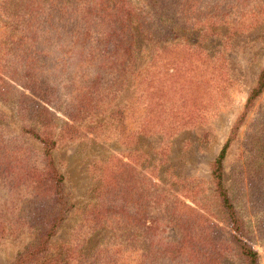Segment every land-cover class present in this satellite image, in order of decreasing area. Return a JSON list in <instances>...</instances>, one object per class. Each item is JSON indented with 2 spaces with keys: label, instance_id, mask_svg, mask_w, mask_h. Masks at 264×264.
<instances>
[{
  "label": "rangeland",
  "instance_id": "rangeland-1",
  "mask_svg": "<svg viewBox=\"0 0 264 264\" xmlns=\"http://www.w3.org/2000/svg\"><path fill=\"white\" fill-rule=\"evenodd\" d=\"M13 1L0 0V264H16L56 214L37 179L42 125L75 208L29 260L70 241L82 264H247L244 242L264 264V88L250 99L264 0H70L49 15L59 2ZM31 8L24 43L11 16ZM226 141L233 216L212 174ZM103 174L119 231L78 238Z\"/></svg>",
  "mask_w": 264,
  "mask_h": 264
},
{
  "label": "trees",
  "instance_id": "trees-1",
  "mask_svg": "<svg viewBox=\"0 0 264 264\" xmlns=\"http://www.w3.org/2000/svg\"><path fill=\"white\" fill-rule=\"evenodd\" d=\"M43 4L47 1L51 2H59V5H53L54 7H51L50 11L46 14H50L51 10L65 13L67 11V5L70 3V0H40ZM40 2V3H41ZM9 7L12 5H15L16 2L13 0H9L8 2ZM41 8V6H40ZM39 8V9H40ZM37 9L31 8L29 12H21V13H14L13 16H11L12 20L17 26V29L19 31H23L21 40L24 41V43L27 42H35V35H31L32 31L34 30V25L37 22L35 19V15H33V12H35ZM20 10H17L19 12ZM45 12V11H44ZM173 28V27H172ZM161 31H164L163 28ZM162 39V38H159ZM160 51V50H159ZM155 57L162 58L161 55H155ZM147 78V77H144ZM264 88V74L261 73L257 80V85L252 90V93L250 95V99L255 98L257 95H259ZM40 130H42L41 134L43 137L37 136L40 138L41 142L43 143V156L42 159V173L41 171L37 174L38 182L42 184L43 193L49 194L53 197V200L57 206L56 208V214L52 221L51 227L49 231H43L39 235L37 241L32 244V246L27 250L25 253H22V255L19 256L17 259L16 264H37L34 262V260H29L30 256L35 255V253H38L42 250V248H45L48 246V244H52L49 241V237L52 235V231L55 230L57 227L61 226L65 219H67V216L72 213L75 206L71 202L69 194L66 192V185H65V176L59 171V168L57 167V164L52 156V151L57 144L56 139H53L54 136L47 131L48 127L47 125H42L40 127ZM229 145V142L226 141L221 148L218 156L216 157L214 161V166L212 169L213 177L216 181V189L217 192L224 204V206L228 209V212L232 214V205L230 202V199L227 195V192L225 188L222 185V164L223 159L226 153V149ZM97 182H98V194H97V200L95 203H93L90 207L84 208L80 210L79 214L81 217L79 218L78 225L76 227H73V232H78L77 237L79 238L82 233H95L97 231H103L105 229H109L112 231H119L117 227V221L115 220V217L117 216V211L120 209L119 206H116L115 199L109 198L106 194L108 190H112L114 187L113 178L111 176L103 174L102 176H97ZM88 205V204H87ZM86 205V206H87ZM76 210V209H75ZM82 229L83 232H82ZM121 240V238H119ZM123 241L118 242L115 245L122 244ZM57 246V245H56ZM80 242L77 244H65L62 243L56 247L57 254L55 257H49L46 258L44 261L39 262L40 264H59L60 262H65L66 259H64V255H62L64 252L68 253V262L71 264H82V256L78 253V251L82 252L83 244H81V248H79ZM121 247V246H120ZM133 247L129 244V248ZM240 249L242 254L245 256L247 260V264H258V256L256 250H254L252 247L247 245L246 243L242 242L240 244ZM80 250H79V249ZM78 249V251L76 250ZM126 249V248H125ZM124 248H118L117 250L119 252L125 251ZM138 250L141 252V255L144 256V248L139 246ZM134 252V248L132 249ZM35 259V258H34ZM97 259H103L102 264H117V259L112 260L109 259V256H102L95 257V260ZM73 262V263H72Z\"/></svg>",
  "mask_w": 264,
  "mask_h": 264
}]
</instances>
